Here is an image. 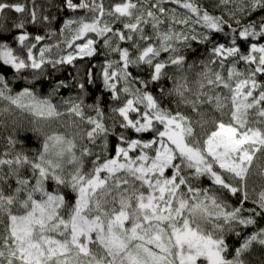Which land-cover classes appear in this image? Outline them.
Masks as SVG:
<instances>
[{"label": "snow or ice", "instance_id": "6c2138e0", "mask_svg": "<svg viewBox=\"0 0 264 264\" xmlns=\"http://www.w3.org/2000/svg\"><path fill=\"white\" fill-rule=\"evenodd\" d=\"M0 102V264H264V0H0Z\"/></svg>", "mask_w": 264, "mask_h": 264}, {"label": "trees", "instance_id": "16d2710c", "mask_svg": "<svg viewBox=\"0 0 264 264\" xmlns=\"http://www.w3.org/2000/svg\"><path fill=\"white\" fill-rule=\"evenodd\" d=\"M51 0H37V3L40 4H48L50 3ZM57 3H60L61 0H56ZM105 2V0H103V3ZM200 2L209 7V9L211 10L212 6L216 3L215 0H200ZM53 13H56L57 10L55 8H53L51 10ZM12 16H15V13L11 14ZM58 15V20L55 22V28H59L61 26V22L62 20L67 17L69 15V13L67 11H65L64 13H57ZM27 30L33 34H43L44 30L40 29L38 26H33V25H28L27 26ZM6 38L11 41V36H9L8 34H5ZM217 40H219L221 43H224L225 41L223 40L222 37H220L219 35H217L215 37ZM13 46H15L13 44ZM193 47L197 48V52L200 56H204L206 55L205 49L206 46L205 45H196L195 42H193ZM166 55V54H165ZM195 57L193 56H189V60L194 59ZM103 56H96L91 58V60L89 61L87 58L84 61H77L78 65H81V72H83V66L87 65L88 63H92V64H98L103 60ZM73 71L71 68H68L67 71H61L59 73H56V77L57 78H64L65 76L68 75V72ZM97 71V69L95 70ZM7 76L8 78L11 80V76H12V72L10 69L7 70ZM24 85L23 81H18L15 82L14 84H12L11 86L13 87L14 90L18 91L21 90L22 87ZM38 89L40 88V90H42V94L46 95L47 92L50 90L48 88L47 82L44 83L43 87H40L39 85H37ZM155 91V89H153ZM71 90H67V89H62L60 92V95L64 96L65 98L70 94ZM90 92L92 93V96H90L88 98V100L86 101L87 103H91L93 101V99L97 96H100L101 93L103 92L102 89V85L100 83L99 80H97V83L94 87H90ZM72 94H75L74 92H72ZM109 95L106 92H103V97H104V102H103V106H105L106 110H108V107L111 104V101L109 100ZM56 100H58V97L56 98ZM3 102H0V109L3 108ZM93 114L94 113H90ZM31 117L28 116L27 113H21L18 110L13 111L11 113H3L2 111H0V152H2L6 146L7 143V137L12 135L13 133H17V138H22L25 133H23L21 131V129L23 128H28L30 127V121H31ZM85 127H87V125H85ZM63 130V129H61ZM27 148L29 150H36L40 147V143H41V139L38 138L37 136H35L33 133L31 132H27ZM130 135L135 136L134 133H130ZM145 139H150L151 138V133L145 134ZM115 140L114 138H110V144H114ZM113 154H114V149L112 150ZM31 154V152H30ZM90 167V164L88 165ZM204 185L207 186L208 185V181H203ZM233 203H236L235 199H233L232 201ZM246 206H250V205H246ZM2 225H0V230H2ZM248 231H251V229H249ZM253 259H256V257H253Z\"/></svg>", "mask_w": 264, "mask_h": 264}, {"label": "rangeland", "instance_id": "374dc122", "mask_svg": "<svg viewBox=\"0 0 264 264\" xmlns=\"http://www.w3.org/2000/svg\"><path fill=\"white\" fill-rule=\"evenodd\" d=\"M215 1H216V0H215ZM117 2H119V0H105L104 5H105L106 8H109V7H111L113 4H115V3H117ZM217 14H219V13L217 12ZM117 27H119V25H117ZM46 42H51V41H46ZM102 61H103V60H102ZM102 61H101V62H102ZM101 62H100V63H101ZM96 72H99V68H97V71H96ZM38 90H39L40 94L43 95V94H42V90H40V88H39ZM53 102H54V103H58V100H56V98H55Z\"/></svg>", "mask_w": 264, "mask_h": 264}]
</instances>
